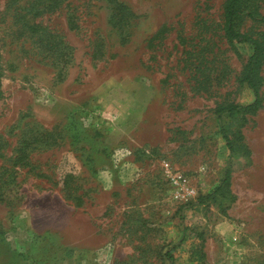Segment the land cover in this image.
Returning a JSON list of instances; mask_svg holds the SVG:
<instances>
[{"label": "rangeland", "instance_id": "obj_1", "mask_svg": "<svg viewBox=\"0 0 264 264\" xmlns=\"http://www.w3.org/2000/svg\"><path fill=\"white\" fill-rule=\"evenodd\" d=\"M228 2L0 0V264H264V63L262 107L223 111L255 100Z\"/></svg>", "mask_w": 264, "mask_h": 264}, {"label": "trees", "instance_id": "obj_2", "mask_svg": "<svg viewBox=\"0 0 264 264\" xmlns=\"http://www.w3.org/2000/svg\"><path fill=\"white\" fill-rule=\"evenodd\" d=\"M64 0H53L54 4H59V2H63ZM240 2L241 0H229L228 4L225 8V33L226 35L236 41L238 43H248L251 44L254 48L253 55L248 63L247 74L245 77V81L247 82L249 88L253 91L255 100L247 105L243 106H235L231 105L227 108H224L223 111H228L230 113H238V112H255L262 107V100L260 96V88L262 86L261 83L256 80V71L263 65L264 63V44L259 42L258 40L252 38L249 35L242 34L238 32L235 28V20L236 17L241 13L240 10ZM264 22V19H262ZM32 30H36V27H30ZM225 139L229 146V149L232 150L231 142L229 138L225 135ZM231 175L230 171L227 168L225 172V176L222 179V186L229 188L230 187ZM211 195H207L205 197H199V203L203 204L206 200L210 199Z\"/></svg>", "mask_w": 264, "mask_h": 264}, {"label": "built area", "instance_id": "obj_3", "mask_svg": "<svg viewBox=\"0 0 264 264\" xmlns=\"http://www.w3.org/2000/svg\"><path fill=\"white\" fill-rule=\"evenodd\" d=\"M162 168L164 171L163 174L169 186L172 188L174 199L188 200L194 191L189 190L185 175L176 169L170 168L166 163H163Z\"/></svg>", "mask_w": 264, "mask_h": 264}, {"label": "crops", "instance_id": "obj_4", "mask_svg": "<svg viewBox=\"0 0 264 264\" xmlns=\"http://www.w3.org/2000/svg\"><path fill=\"white\" fill-rule=\"evenodd\" d=\"M112 160H116V158H114V159H112ZM134 174V171H131V173H130V177H128V178H126V179H124V180H122V178H120L119 176L120 175H118V177L120 178V182H121V184L123 185V187H127V186H130V184L129 183H127V182H129V181H133L134 179L136 180L137 179V177H135V175H133ZM133 175V176H132ZM135 185H133V187L132 188H134L135 189ZM126 201V200H125ZM124 201V202H125ZM129 203H134L133 201H131V202H129Z\"/></svg>", "mask_w": 264, "mask_h": 264}]
</instances>
